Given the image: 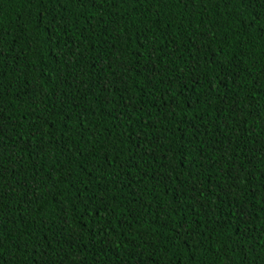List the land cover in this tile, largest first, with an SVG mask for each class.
<instances>
[{"label":"trees","instance_id":"16d2710c","mask_svg":"<svg viewBox=\"0 0 264 264\" xmlns=\"http://www.w3.org/2000/svg\"><path fill=\"white\" fill-rule=\"evenodd\" d=\"M0 264H264V0H0Z\"/></svg>","mask_w":264,"mask_h":264},{"label":"snow or ice","instance_id":"6c2138e0","mask_svg":"<svg viewBox=\"0 0 264 264\" xmlns=\"http://www.w3.org/2000/svg\"><path fill=\"white\" fill-rule=\"evenodd\" d=\"M102 2L106 4L107 0H102ZM93 3H95V0H93ZM217 3L227 6L229 3H243V0H217ZM0 247H2V244H0Z\"/></svg>","mask_w":264,"mask_h":264}]
</instances>
